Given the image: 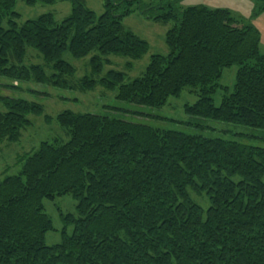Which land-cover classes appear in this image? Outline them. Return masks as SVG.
Instances as JSON below:
<instances>
[{
	"label": "trees",
	"instance_id": "1",
	"mask_svg": "<svg viewBox=\"0 0 264 264\" xmlns=\"http://www.w3.org/2000/svg\"><path fill=\"white\" fill-rule=\"evenodd\" d=\"M16 1L0 0V78L79 92L118 86L117 100L150 108L191 88L198 99L184 106L187 115L264 131L260 35L239 26L228 11L194 6L175 12L166 6L152 19L173 23L164 38L168 54L152 55L143 74L124 84L125 74L114 70L98 80L75 81L62 56L97 52L92 75L102 72V57L140 60L149 45L122 21L132 5L151 0H104L100 16L83 0H23L28 6L68 1L71 11L60 23L44 14L21 25ZM27 48L42 57L51 75L22 65ZM234 65L228 93L218 81ZM218 90L223 98L216 107L212 96ZM1 102L0 143L19 142L32 126L29 116H41L43 108L25 99ZM56 121L67 141L41 142L18 158V175L0 181V264H264V148L108 115L63 111ZM189 191L207 196L205 214ZM65 195L77 200V217H63L73 232L46 246L52 224L43 200Z\"/></svg>",
	"mask_w": 264,
	"mask_h": 264
},
{
	"label": "rangeland",
	"instance_id": "2",
	"mask_svg": "<svg viewBox=\"0 0 264 264\" xmlns=\"http://www.w3.org/2000/svg\"><path fill=\"white\" fill-rule=\"evenodd\" d=\"M83 2L96 16L103 14L104 0H83ZM166 6H171V9L175 12H181L187 7L194 6L228 11L239 26H252L258 31L260 35L259 52L264 56V0H151L140 5H132L130 8L133 12L122 21L125 28L148 43V53L140 60H131L115 55L102 57L104 62L102 72L99 75H92L90 62L97 56V52L76 59L66 51L62 59L74 68V80H80L83 77H92L98 80L110 70L123 72L125 74L124 84L140 77L152 55L168 54L164 38L173 23L163 24L152 19L161 15ZM14 11L19 15L16 20L18 25L44 14H51L54 20L60 23L69 16L71 5L68 1H59L52 5L38 3L34 6H28L23 0H17ZM1 27H8L7 19L2 20ZM127 64L131 65L130 69L126 68ZM22 65L27 67L30 65L40 66L47 75L53 73L51 68L46 66L42 57L31 48H27ZM237 69V65L224 69L218 81L220 86L228 88V93L233 90ZM13 85L14 83L11 80L0 78V112L5 111L1 99L13 98L41 104L43 113L39 117L29 116L32 126L22 133L19 142L12 144L0 143V181L6 176L18 175L22 168L18 158L26 153L36 151L41 142L54 139L67 141L56 121L57 115L63 111L78 114L108 115L154 129L176 131L208 139L218 138L264 148L263 130L187 115L184 112V106L193 105L198 99L196 91L191 88H184L179 96L168 98L166 104L162 107L150 108L117 100L118 86L114 90H108L101 85H97L93 91L79 92L53 88L33 81H21L14 85L15 87ZM222 98L223 92L221 90L216 91L212 96L214 106L218 107ZM233 180L236 182L239 178L235 176ZM261 180L264 183V175ZM189 196L192 201L202 208L205 214L209 207L207 196L203 193L196 194L193 191H189ZM76 206L77 200L70 195L58 196L52 200H43V211L52 224V230L44 235L46 246L61 243L63 232L67 236L72 234L73 225H66L63 217L66 215L77 217Z\"/></svg>",
	"mask_w": 264,
	"mask_h": 264
}]
</instances>
